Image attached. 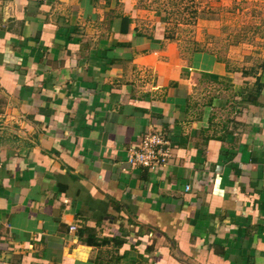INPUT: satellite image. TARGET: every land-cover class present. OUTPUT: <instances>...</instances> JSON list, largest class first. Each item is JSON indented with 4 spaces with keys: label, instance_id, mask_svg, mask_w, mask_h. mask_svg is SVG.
<instances>
[{
    "label": "crops",
    "instance_id": "crops-1",
    "mask_svg": "<svg viewBox=\"0 0 264 264\" xmlns=\"http://www.w3.org/2000/svg\"><path fill=\"white\" fill-rule=\"evenodd\" d=\"M258 80L139 0H0V264H264Z\"/></svg>",
    "mask_w": 264,
    "mask_h": 264
},
{
    "label": "rangeland",
    "instance_id": "rangeland-1",
    "mask_svg": "<svg viewBox=\"0 0 264 264\" xmlns=\"http://www.w3.org/2000/svg\"><path fill=\"white\" fill-rule=\"evenodd\" d=\"M164 13L173 37L245 73L264 70V0H139Z\"/></svg>",
    "mask_w": 264,
    "mask_h": 264
},
{
    "label": "built area",
    "instance_id": "built-area-1",
    "mask_svg": "<svg viewBox=\"0 0 264 264\" xmlns=\"http://www.w3.org/2000/svg\"><path fill=\"white\" fill-rule=\"evenodd\" d=\"M170 150V140L162 132L146 131L138 148L128 151L127 160L132 165L153 170L168 163ZM186 188L189 189L190 186Z\"/></svg>",
    "mask_w": 264,
    "mask_h": 264
},
{
    "label": "trees",
    "instance_id": "trees-1",
    "mask_svg": "<svg viewBox=\"0 0 264 264\" xmlns=\"http://www.w3.org/2000/svg\"><path fill=\"white\" fill-rule=\"evenodd\" d=\"M257 85L261 88V87L264 85V82L262 83L261 80H258V81H257Z\"/></svg>",
    "mask_w": 264,
    "mask_h": 264
}]
</instances>
